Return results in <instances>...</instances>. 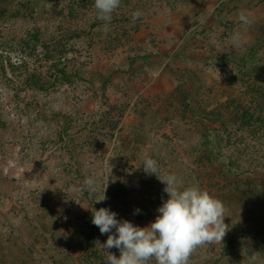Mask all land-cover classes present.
<instances>
[{"label": "rangeland", "instance_id": "rangeland-1", "mask_svg": "<svg viewBox=\"0 0 264 264\" xmlns=\"http://www.w3.org/2000/svg\"><path fill=\"white\" fill-rule=\"evenodd\" d=\"M255 49L264 0H0V264H264Z\"/></svg>", "mask_w": 264, "mask_h": 264}, {"label": "trees", "instance_id": "trees-1", "mask_svg": "<svg viewBox=\"0 0 264 264\" xmlns=\"http://www.w3.org/2000/svg\"><path fill=\"white\" fill-rule=\"evenodd\" d=\"M98 20V19H97ZM100 21H96L94 20L90 25H89V28L90 29H93L95 26L98 25ZM250 61V62H254V61H258L259 64H262L264 65V58L263 57H258L257 55V50L255 49L253 52H252V55L250 57H243V61ZM62 78H65V77H62ZM256 91L258 93V96H259V99L258 101L260 100L261 96H264V90H262V88L260 86H258L256 88ZM257 106L256 107V112H252L251 110L247 109L244 113L241 114V116L243 115L244 117L247 118V120L245 122H248L250 121V124H254V125H257V128L259 127V125H262L264 124V103H257ZM240 124H241V121H239ZM215 137V135L213 136ZM207 138L205 139L204 143H206L208 145V148H207V153H208V156H209V160L210 161H217L218 163H221V158L222 157H225L229 162L230 165H232V162H231V154H224L222 153L216 146L215 142H217V137H215L216 139L214 138ZM219 142V141H218ZM222 164H225L224 162ZM228 169V171H230V167L227 166L225 167Z\"/></svg>", "mask_w": 264, "mask_h": 264}]
</instances>
